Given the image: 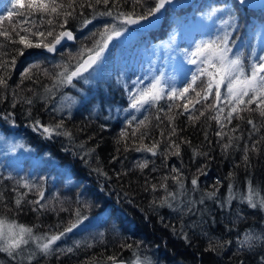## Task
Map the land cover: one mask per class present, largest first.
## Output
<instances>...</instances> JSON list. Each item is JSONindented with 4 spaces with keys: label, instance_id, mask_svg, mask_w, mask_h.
<instances>
[{
    "label": "trees",
    "instance_id": "obj_1",
    "mask_svg": "<svg viewBox=\"0 0 264 264\" xmlns=\"http://www.w3.org/2000/svg\"><path fill=\"white\" fill-rule=\"evenodd\" d=\"M197 1L194 10H185L187 16L184 10L174 12L167 9L158 31H134L137 37L131 42L126 44L120 41L119 46H109L97 86L84 90L80 97L72 85H68L55 92L46 102L41 97L44 95V87L51 86L52 80L44 75V71L54 75L62 70L55 67L58 64L75 65L80 49L92 47L93 41L99 39L91 34L97 30L102 31L105 24L114 22L109 17L97 16L91 25L82 27L81 21L91 19L98 11L112 10L115 14V0H110L108 8L103 4L95 5V8L76 6V19H69L66 26V30L72 31L75 36L74 44H66L54 56L44 54V48L24 49V55L17 56L14 49L23 46L0 37V44L6 46L0 48V57L9 62L16 57L14 67L0 69V76L5 77L8 85L7 88H0V131L4 134H20L38 153L47 154L58 162L57 167L21 163L22 167L15 170L7 163L5 166L4 160L0 159V216L29 226H38L35 228L37 235L63 231L77 220V210L82 217L94 218L100 214L106 217H99L101 220L97 219L96 224L85 222L79 225L73 229V233H67L57 242L56 247L65 250L71 248V252H56L46 257L37 251L32 264H112L107 259L109 256H115L118 261L126 264L133 258V252L138 253L141 260L150 259L152 264H240L241 261L243 264H261L264 260V240L257 241L251 249L245 246L238 250V241L243 239L245 232L252 231L257 235L264 233V211L252 209L239 199L225 203L230 184L233 191L240 194H246L249 181L254 187L264 190V141L256 143L264 137V127H261L264 117L258 112L240 113L244 119L234 118L231 124H227L223 129L227 135L221 139L216 135L221 130L220 125L211 119L216 111L205 109V105L212 104L214 96L196 104L193 113L199 116V112L204 111L205 114L194 122L189 121V114L184 113L182 107L174 106L169 111L170 104L180 105L183 103L181 100L173 102L165 98L158 105L146 107L136 115H132L134 110L129 107L128 89L136 91V87L128 82L132 76L125 70L130 64L127 58L131 50L163 39L176 17L179 18L183 13L181 17L187 18L188 13L192 16L197 8V12L202 11L204 5V10L210 7L224 9L227 6L225 15L231 11L238 23L234 32L236 48L233 52L239 49L244 53L246 61L250 59L252 48H256L255 29L264 22V9L258 12L246 10L232 0ZM14 3L15 0H0L3 27L24 19L17 15L19 10H13ZM147 3L151 6L153 0H147ZM120 6L122 10L131 12L133 0H120ZM143 10L136 7L137 12ZM9 13H12L10 19ZM222 18L225 19V16ZM47 27L45 25L41 30ZM60 30L56 29L54 35ZM21 35L24 33L21 32ZM40 39L52 40L53 37ZM5 52L8 54L3 55ZM260 54L263 52H258L257 56ZM185 60L188 61L186 55ZM33 64L40 67L32 69L30 79L22 80L25 71ZM190 78L191 75L188 82ZM74 83L78 85L77 80ZM165 88L170 87L167 85ZM62 97L77 99L78 104L69 109L65 101L60 112L54 111L55 107L61 105ZM21 98H33L34 102L28 105ZM14 101H19L15 107L12 106ZM127 107L131 113L124 112ZM219 107L224 108L222 116L230 110L223 100L219 102ZM250 107L255 108L256 105ZM133 116L137 119L129 126ZM145 116L149 117L148 127H140L133 137L131 133ZM169 116L175 117L173 123L169 122ZM248 118L253 119L259 131L253 130L252 125L247 123ZM36 120L43 126L55 125L63 120L72 138L63 135L47 138L46 134H42V128L33 129ZM172 127H176L177 132L170 137ZM233 128L236 130L233 131ZM122 131L128 134L127 139H121ZM145 131L148 133L143 140L145 145L160 141L155 156L134 150L140 143V134ZM169 138L180 144L179 156L173 154L174 148H168ZM184 140L190 141L191 146L184 143ZM228 143L231 146L225 151L222 146ZM80 144L84 147H79ZM254 144L256 151L251 150ZM194 148L207 155L194 156ZM245 149H248L247 163L244 161ZM144 161L148 162L147 167H137L138 163ZM173 169L178 170L183 189L172 179L177 176ZM200 169H203V174ZM229 173L234 175L230 178ZM164 177L168 179L165 181ZM193 178H197L196 186L191 183ZM24 180L33 185L31 190L20 186L18 182ZM162 184L167 185L168 192L176 193L175 200L169 198L172 207L159 206L167 195ZM153 185H156L155 191ZM39 190L43 191L44 197L40 205H36L32 201L40 199ZM214 191L215 197H206V193ZM21 197L22 204L17 209L15 200ZM184 234H187V239ZM217 242L223 247L217 246ZM210 243L215 247L214 251L207 250ZM31 251H36L34 245L26 248L23 256L17 257V260L28 264L27 257ZM17 260L0 253V264H17Z\"/></svg>",
    "mask_w": 264,
    "mask_h": 264
},
{
    "label": "snow or ice",
    "instance_id": "obj_2",
    "mask_svg": "<svg viewBox=\"0 0 264 264\" xmlns=\"http://www.w3.org/2000/svg\"><path fill=\"white\" fill-rule=\"evenodd\" d=\"M179 2V0H153L151 6L148 5L147 0H133V9L131 12L122 10L120 6V0H115L113 8L116 10L115 14L112 10L103 12H96L91 19L85 18L81 21L82 27H87L93 23V20L97 16L109 17L114 21L110 24H105L103 30L94 31L92 37L98 36L99 39L94 40L92 47H82L77 53L79 59L75 65L67 63H61L55 67L62 69L56 72L54 75L50 74L47 70L44 71L45 76H49L52 80L51 86L44 87V95L41 97L46 102L50 99L55 92H58L62 87L72 85L74 80L83 79L85 82L92 77L93 73L96 72L105 56V52L109 48L110 42L115 38L122 37L128 32V25H139L142 21H149V18H158L157 14L161 13V10L165 8V5ZM110 0H15L13 4V10L17 11V15L24 17L23 20L11 22L7 27H3V17H0V37L10 41L12 44L22 45V48H16L14 51L17 56L24 55V49L32 48H44L49 53H53L57 50V45L61 43L65 38L69 41L74 40L75 36L72 31L66 30L69 19H76V6L84 8H95V5L103 4L105 8H108ZM240 5H248L254 7L252 0H238ZM144 9L141 12L136 11V7ZM261 6L264 7V0H261ZM71 9V11H69ZM224 11V9L213 7L208 13V18L215 16L218 12ZM12 13H9V19ZM81 15H83L81 13ZM20 25H28L27 27H19ZM47 25L46 30H41ZM238 27L237 17L234 13L229 11L227 19H221L220 30L214 35L207 39H202L194 44V50L185 49L184 54L188 57V63L195 65V71L191 74L190 82H187L186 86L177 89L176 87L165 88L163 86V76H155L152 78L150 84L146 87L138 88L136 91L129 92V103L130 108L135 112L139 113L146 109V107H152L158 105L161 100L165 98L169 101H183L180 105H169V111L175 106L183 109L184 113H188L189 121L199 120V116L205 114L204 111L199 112V116L193 113L196 104H200L201 101H207L210 96H214L212 104L205 105L206 110H215L216 114L211 117L217 124L220 125L221 130L216 133L217 136L223 139L227 134L223 129L227 124H231L234 118L244 119L240 115L242 112H258L261 117H264V54L257 56V50L255 47L252 48L250 59L245 60L244 53L237 49L235 53L233 49L236 48L234 40V32ZM61 29L56 35L54 31ZM21 32L24 35H21ZM13 33L15 35H13ZM41 37H53L52 40H42ZM264 39V31L259 36H254V39ZM176 42V34L173 33L170 36L168 47H171ZM6 47L0 44V48ZM5 52L3 55H7ZM16 64V57H13L11 61H5L0 57V69L7 70L10 66L14 67ZM38 64H33L28 68L22 76L23 79H30V73L32 69H38ZM88 73V76H85ZM199 81V84L197 83ZM134 84L136 82H133ZM7 82L4 76H0V88H7ZM225 91H221V89ZM29 91H32L29 89ZM194 93L195 95H189ZM22 101L28 105H32L33 98H21ZM226 101L230 110L226 115L224 108L219 107L220 101ZM67 102L69 109L73 104L76 103L72 97H62V103L59 107H55L53 110L60 112L64 107V102ZM19 101H14L13 107ZM255 104L256 107L252 108L251 105ZM191 105V108L189 107ZM243 106V107H242ZM127 111V109L125 110ZM31 112L29 111V115ZM235 114V117H234ZM11 115V114H9ZM137 119L136 116L132 117L129 121L131 126L132 121ZM160 119L159 116L156 117ZM168 120L173 123L175 120L174 116H169ZM149 117L145 116L139 121L136 129L133 130L131 135L136 136V132L139 131L140 127H148ZM225 121L226 123H222ZM247 123L252 125L253 130L259 131L260 128L254 123L253 119L248 118ZM264 127V124L261 125ZM42 128V134H46L47 138H51L53 135H63L72 138V133L64 127V121L61 120L55 125L43 126L39 120H36L33 124L34 130ZM236 129L233 128V131ZM177 132L176 127L171 128L170 137L175 136ZM163 136L164 133L162 132ZM148 136L145 131L140 134V143L135 147V151L138 152H149L151 155H157V149L159 148L160 141H154L150 146L145 145L143 140ZM121 139H127L128 134L126 132L120 133ZM207 139V136H205ZM230 139V138H229ZM264 141V137L261 140L256 141L257 144ZM119 142V141H118ZM184 143H188L191 146V142L184 140ZM231 146L230 143L224 144L222 148L226 151ZM79 147L83 148L84 145L80 144ZM168 148H174L173 154L180 155V144L169 138ZM127 150V146H125ZM252 151H256V145L252 146ZM94 151V149L92 150ZM248 149H245L244 161L247 163ZM88 154V153H85ZM193 155H207L206 153L197 152L193 149ZM147 161L138 163L137 167L143 169L147 167ZM177 172V176L172 177L173 180L179 184L180 188L183 189L182 180L179 177L178 170L173 169ZM203 174V169L199 170ZM234 174L229 173L231 178ZM165 181L168 177L163 178ZM21 187L31 190L33 185L27 180L18 182ZM193 186L197 185V178H193L191 181ZM161 187L165 189L167 195L159 203V206L163 207L167 205L172 207L169 198L172 200L176 199V193L168 192L167 185L162 184ZM156 190V185H153V191ZM229 196L225 203H230L233 199H239L241 203H247L248 207L252 209H258L264 211V190L254 187L251 181L247 184L246 194H240L233 191V186L230 184L228 188ZM207 198L211 199L215 197L216 192H209L205 194ZM40 199L32 201L33 204L40 205V200L43 199L44 193L39 190ZM155 203V201L153 202ZM203 203V200H201ZM22 197L15 200L17 209L21 207ZM223 207V205H222ZM43 209L44 206L41 205ZM36 210L35 208L33 209ZM55 210V209H53ZM64 210V209H61ZM77 220L71 223L63 231L55 232L49 231L37 235L35 228L38 226H29L23 223H19L15 219L8 218L6 216H0V253L6 254L12 260H17V257L23 256L24 250L30 245H34L36 251H31L27 257L28 264H32V260L36 257L37 251L43 256H50L56 252H71L72 249H62L56 247L57 242L61 241L62 238L73 229L77 228L80 224H83L88 218L81 216L79 210L76 212ZM184 238L187 239V234H184ZM264 240V233L257 235L255 232L247 231L243 235V239L238 241V250L243 249L247 246L248 249L254 247L257 241ZM225 243H230L226 241ZM217 246L223 247V245L217 242ZM91 247V245H89ZM131 248V245H128ZM209 251H214L215 247L210 243ZM112 264H125L123 261H118L115 256H109L107 258ZM17 264H23L22 260H17ZM126 264H152L151 260L145 258L141 260L138 253L133 252V258L126 262ZM243 264V261L240 262ZM264 264V260L261 261Z\"/></svg>",
    "mask_w": 264,
    "mask_h": 264
},
{
    "label": "rangeland",
    "instance_id": "obj_3",
    "mask_svg": "<svg viewBox=\"0 0 264 264\" xmlns=\"http://www.w3.org/2000/svg\"><path fill=\"white\" fill-rule=\"evenodd\" d=\"M202 7V11L195 12L196 14L194 13V15L189 16L188 18H186V16L176 18L170 25V30L163 37V39L152 42L148 46L143 45L138 49L133 48L131 50L132 53L127 58L130 64L127 65L125 70L130 77L132 76L128 82H131V86L136 87L135 90L148 86L153 77L160 76L161 74L163 76L164 87L169 85V87L174 86L179 89V86L180 88L186 86L188 82L187 79L195 71V65H192L185 60L184 50L189 49L188 47L194 50V44L196 42L209 37H214V35L220 30V21L221 19H224L222 16H225V19L228 18V15H225V11H228L227 6L224 8V11L218 12L211 18H208V13L212 8H205L207 9L205 11V5ZM161 26L158 29H160ZM262 31H264V22L257 25L254 35L258 37ZM173 33L176 34V42L171 47H168L170 36ZM136 37L137 33L132 30H128V32L122 37L115 38L112 42H110L109 46H115V44L119 46L120 41L127 44ZM255 45L257 53L263 52L264 54V39L256 38ZM106 54L107 52H105V56ZM103 61L99 69L93 73L88 82L80 79L77 80L78 85L74 83L75 86H72V89L75 90L79 97L83 95L84 90L96 85L98 78L102 75L104 65ZM85 76H88V73H85ZM133 82L136 83L134 84ZM80 86H83L84 89ZM130 91L131 90L128 89V92ZM77 104L78 100L76 99V103L72 106L74 107ZM126 109L127 111L124 112H130L128 107ZM136 114L137 112L133 111L132 115ZM0 159L4 160V165L7 163L8 165L14 167L15 170L22 167L21 163L31 166H58V162H56L54 158L49 157L47 154L38 153L33 146L25 142L20 134H4L1 131ZM99 217H102V215L100 214L94 218H88L80 225H84L85 222H88L89 224H96Z\"/></svg>",
    "mask_w": 264,
    "mask_h": 264
},
{
    "label": "water",
    "instance_id": "obj_4",
    "mask_svg": "<svg viewBox=\"0 0 264 264\" xmlns=\"http://www.w3.org/2000/svg\"><path fill=\"white\" fill-rule=\"evenodd\" d=\"M235 3H238V0H233ZM196 0H179V2H174L172 4L165 5V8L161 10L160 14L158 15L157 19H154L152 17L149 18V21H142L141 24L139 25H128V29H131L136 32H152L156 31L162 24L163 17L165 15V12L167 9H170L171 11H183L187 10L189 8H192L194 6V3ZM252 3L255 5L254 7H249L248 5H239L246 10L250 11H257L258 9H262L263 7L261 6V0H252ZM74 40H67L66 38L61 41L59 45H57V50L53 53L47 52L46 49H43V53L54 56L56 52L61 49L62 47L66 46V44H73Z\"/></svg>",
    "mask_w": 264,
    "mask_h": 264
},
{
    "label": "bare ground",
    "instance_id": "obj_5",
    "mask_svg": "<svg viewBox=\"0 0 264 264\" xmlns=\"http://www.w3.org/2000/svg\"><path fill=\"white\" fill-rule=\"evenodd\" d=\"M196 1H197V0H196ZM198 1H200V0H198ZM205 1H206V0H205ZM205 1H204V3H205ZM207 1H208V0H207ZM200 3H201V2H200ZM234 3H235V2H234ZM202 4H203V2H202ZM202 4H201V5H202ZM208 4H209V3H208ZM199 5H200V4H199ZM201 5H200V6H201ZM238 5H239V4H238ZM209 6H210V5H209ZM209 6H207V7H209ZM196 8H197V7H196ZM201 8H202V7H201ZM201 8H199V9H201ZM210 8H211V7H210ZM192 9L194 10L193 7L191 8V10H192ZM263 9H264V7H263L262 9H258L257 12H258V11H261V10H263ZM197 10H198V8H197ZM197 10H196V12H197ZM201 10H202V9H201ZM206 10H207V9H205V11H206ZM205 11H204V12H205ZM174 12H175V11H174ZM186 12H187V11H186ZM189 12H190V11H189ZM254 12H255V11H254ZM184 13H185V10H184ZM184 13H183V14L179 13V14H181L180 16H182V15H184ZM191 13H193V12L191 11ZM165 14H166V13H165ZM189 14H190V13H188V17H189ZM195 14H196V13H195ZM198 14H199V13H198ZM171 15L173 16V14H171ZM185 15H186V13H185ZM190 15H191V14H190ZM193 15H194V14H193ZM165 16H166V15H165ZM175 16H176V15H175ZM180 16H179V17H180ZM186 16H187V15H186ZM183 17H184V16H183ZM188 17H187V18H188ZM176 18H177V17H176ZM192 18H194V17H192ZM161 25H162V24H161ZM128 30H131V29H128ZM252 30H253V29H252ZM132 31H133V30H132ZM157 31H158V29H157ZM161 31H162V29H161ZM143 33H144V32H143ZM150 33H151V32H150ZM152 33H153V31H152ZM145 35H146V34H145ZM136 46H137V45H136ZM136 46H135V47H136ZM138 46H139V44H138ZM138 46H137V47H138ZM137 49H138V48H137ZM248 53H249V52H248ZM55 55H56V54H55ZM121 87H122V86H121ZM119 89H120V88H119ZM121 89H122V88H121ZM120 91H121V90H120ZM122 93H123V90H122L121 94H122ZM122 96H124V94H123ZM125 97H126V96H125ZM68 177H69V176H68ZM70 182H71V181H70ZM68 183H69V182H68ZM71 185H72V182H71ZM112 201H113V200H112ZM115 201H116V200H115ZM117 202H118V201H117ZM105 203H106V202H105ZM105 203H104V204H105ZM107 203H108V202H107ZM110 204H111V203H110ZM113 205H114V204H113ZM115 206H116V205H115ZM107 207H109L108 204H107ZM112 207H113V206H112ZM116 207H117V206H116ZM100 208H101V207H100ZM100 208H99V209H100ZM96 209H97V208H96ZM105 209L108 210V208H105ZM110 209H111V208H110ZM112 209H113V208H112ZM116 209H117V208H116ZM94 210H95V209H94ZM113 210H114V209H113ZM125 210H126V209H125ZM100 211H101V209H100ZM111 212H112V211H111ZM129 212L131 213V210H130ZM129 212H126V213H129ZM97 213H98V212H97ZM100 213H101V212H100ZM109 213H110V212H109ZM105 214L107 215V211H106ZM110 214H111V213H110ZM124 214H125V213H124ZM131 214H132V213H131ZM108 215H109V214H108ZM97 216H98V215H97ZM104 216H105V215H104ZM133 216H134V215H133ZM107 217H108V216H107ZM102 218H106V217H102ZM111 218H112V217H111ZM128 218H129V216L127 217V219H128ZM98 219H99V218H98ZM113 219H114V218H113ZM99 220H101V219H99ZM111 220H112V219H111ZM134 220H136V217H135ZM135 222H136V221H135ZM98 223H99V222H98ZM133 227H134V226H133ZM70 233H71V232H70ZM72 233H73V231H72ZM191 250H192V249H191ZM192 251H194V250H192ZM195 254H196V253H195ZM192 256H193V255H192ZM195 257H196V255H195ZM194 259H195V258H194Z\"/></svg>",
    "mask_w": 264,
    "mask_h": 264
}]
</instances>
